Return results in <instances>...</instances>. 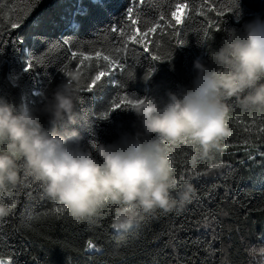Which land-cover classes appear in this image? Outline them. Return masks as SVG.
Segmentation results:
<instances>
[{"label": "trees", "instance_id": "trees-1", "mask_svg": "<svg viewBox=\"0 0 264 264\" xmlns=\"http://www.w3.org/2000/svg\"><path fill=\"white\" fill-rule=\"evenodd\" d=\"M12 2L23 7L31 0ZM190 2L200 5L201 0ZM237 2L239 17L226 12L224 17L219 18L222 30L214 33L213 38L206 42L213 48L219 46L223 30L229 27L239 28L250 14H264V0ZM220 3H226V0H214L215 7H219ZM127 6L128 0H39L19 28L11 29L6 21L2 22L0 96L17 103L22 98L25 103H37L39 95L35 93L51 91L57 83L70 78L60 71L63 64L68 63L65 59L70 56L66 52L68 46L49 51V45L72 39L91 40L96 47H100L103 41L100 30L116 22V18ZM144 14L152 18L153 9L145 6ZM207 15L217 19L215 12H208ZM14 18L13 16L12 19ZM73 24L76 25L75 28ZM205 26V17L193 13L185 29L188 43L174 51L170 62H156L154 71L147 80L143 75L153 62L150 56L142 54V49L136 46L141 52L140 63L137 64L135 59L128 61L135 71V78L129 81L126 76L120 77L126 82L125 91L138 98L149 95L160 98L166 90L177 91L180 86L187 85L192 76L193 60L197 57L207 58L204 47L197 42L198 33L202 35ZM157 36L159 33L153 34L151 39H156ZM20 38L23 39L22 44ZM160 43V53L164 54L169 47L175 45L176 39L165 34ZM34 56H44L46 66L33 61L34 67L24 73L23 67ZM78 63V60L72 61L70 70L79 73L83 78L81 83L90 82L91 76L95 75V60L85 61L79 69L76 67ZM14 74L19 75L16 85L9 80ZM117 74L119 75L118 70ZM100 83L104 87L95 96L81 91L84 97L81 112L96 123L94 130L97 138L109 143L116 139L118 131H131V123L135 117L131 111L121 108L111 112L108 119L99 120V114L107 108L109 100L115 95L107 77L102 78ZM256 113L244 111L233 103L229 116L246 117L250 122L251 116ZM70 127L76 128L88 139V133L79 123ZM229 130L234 132V136L224 138L220 148L209 158L200 159L195 164L190 159L188 163L199 170H204L205 165L211 167L213 163H225L231 165L233 171L217 170L213 175L189 182L195 190V196L183 210L149 216L139 226L127 232L116 234L112 231L114 211L109 214L107 208L92 221H78L69 214L65 219H35L38 214L52 207V200L43 195L38 182L34 183L35 180L24 177L23 183L0 193V205L6 206L3 201L10 192L18 198L11 214L0 217V259L7 260L11 257L15 264H264V255L261 254L264 249V239L261 238V233H264V211H259L264 209V183L258 182L264 172L260 166L262 158L255 155L254 160H248L246 146L237 139V135H242V129ZM225 139L231 145L228 149H223L222 142ZM171 148L181 156L185 150L190 151L183 144ZM179 170L177 168V173ZM184 184L182 182V186ZM195 197L200 198V203L195 202ZM208 213L215 214L218 220L215 230L219 238L214 242L212 229L203 227L202 216ZM29 217L34 219L29 221ZM198 220L201 221L199 226L196 225ZM181 224L185 226L184 230H179ZM173 226L176 231L171 236L168 233ZM89 240L96 243L102 251L86 252ZM208 242H212L211 253L205 250Z\"/></svg>", "mask_w": 264, "mask_h": 264}, {"label": "clouds", "instance_id": "clouds-1", "mask_svg": "<svg viewBox=\"0 0 264 264\" xmlns=\"http://www.w3.org/2000/svg\"><path fill=\"white\" fill-rule=\"evenodd\" d=\"M201 46L207 58L193 60L190 82L160 98L140 97L142 103L125 109L135 117L131 131H118L109 143L97 138L96 123L81 112L79 74L42 91L35 104L0 96V189L30 177L78 221L94 220L111 204L119 232L149 216L183 210L195 190L190 183L175 187L169 148L187 139L197 149L195 164L220 148L233 103L264 112V14L223 30L218 47ZM77 123L87 140L70 127ZM8 213L0 205V217Z\"/></svg>", "mask_w": 264, "mask_h": 264}, {"label": "snow or ice", "instance_id": "snow-or-ice-1", "mask_svg": "<svg viewBox=\"0 0 264 264\" xmlns=\"http://www.w3.org/2000/svg\"><path fill=\"white\" fill-rule=\"evenodd\" d=\"M39 0H31L30 3H25L23 7L17 3H13L12 0H0V29L3 28L4 21L10 25L11 29H17L25 23V19L36 7ZM145 6H149L153 9L152 18H148L144 14ZM207 9V12L205 11ZM208 12H215L216 18L213 19L207 15ZM231 13L237 18L240 15L239 5L237 0H226V3H220L219 7L214 6V0H201L200 5H194L190 0H128V6L124 12L116 18V22L108 25V27L101 29L103 34V41L100 47L95 46V42L91 40L76 41L72 39H64L62 42L57 41L49 45V51L61 49L62 46H68L66 52L70 53V56H66L65 59L68 63H64L60 68L61 72H64L68 77H74L78 72L70 70V63L74 60H78L79 63L76 67L79 69L81 65H84L85 61L95 60V75L91 76L90 82H83L79 85V90L86 91L93 96L104 87L102 78L107 77L110 84L115 90V95L111 97L108 102L107 108L102 111L98 119L106 120L111 112L117 109H127L129 107H135L142 103L139 98L133 99L134 95H130L125 91L126 82L122 80L121 76H126L127 80H133L135 78V71H133L132 65H129V59H135L139 64V56L141 52L138 51L136 46L142 49V54L148 55L151 58L152 64L144 72L143 78L149 79L154 71L156 62L171 61L174 51L177 48L183 47L188 43L186 39L187 21L192 19V14L197 16H204L206 20V26L202 29V35L198 33V43L204 44L208 40L213 38V34L222 30V21L219 18L225 16V13ZM15 17L12 19V17ZM170 17V18H169ZM174 21V23H173ZM39 21H37L38 23ZM184 26V27H181ZM75 28L76 25L73 24ZM170 30V31H169ZM159 33L156 39H151L153 34ZM165 34L169 38L175 37L176 43L174 46L169 47L164 53H160L162 47L160 41L164 38ZM3 43V41H0ZM20 43H23V39L20 38ZM87 46V47H86ZM152 46V47H150ZM123 49V54L119 57L114 56L115 50ZM153 48L155 50H153ZM75 49V50H73ZM0 52H3V48L0 47ZM35 64L45 65L44 56H34L29 59L26 66L23 67V72L28 73ZM103 61L104 63H100ZM52 63V61H48ZM117 70L119 75L117 74ZM80 76V75H79ZM19 79V75H12L9 77L11 84L16 85ZM83 78L80 76V80ZM71 83V80H69ZM41 92L35 93L39 95ZM228 128L242 129V135H237V139L241 140L246 146L245 153L248 160H254V156L261 157V168L264 169V112H257L251 116L250 122L246 117L241 116H228L226 121ZM234 136L233 131H229L225 138H231ZM223 149L231 147L227 139L223 142ZM183 144L190 151L185 150L183 155H179L178 151L169 148L168 160L169 166L173 171L175 180V187L178 189L183 183H189L194 180H198L202 177L215 174L217 170H227L232 172V166L225 163H213L211 167L205 165L204 170H199L196 166H189L188 161L192 158V153L197 151L191 142L184 139L178 142L176 145ZM179 156V159L177 158ZM243 163V161H241ZM177 168L179 172L177 173ZM28 177L25 176V179ZM259 183H264V172L258 180ZM34 183H37L34 181ZM31 186V185H29ZM7 191V189H0V193ZM211 194V190L209 195ZM31 196V194H29ZM195 196V195H194ZM41 200L44 199L41 195ZM6 203L9 213L15 208L18 198H15L10 192L8 197L3 201ZM192 202V201H191ZM195 202L200 203V198L195 197ZM109 209V214L114 211L111 204H106ZM264 211V209H259ZM179 214V213H178ZM68 216L67 208L56 202L52 201V207L46 212L38 214L35 219H65ZM34 219L29 217V221ZM203 227L212 229V241L214 242L219 238V234L215 230V225L218 223L215 214L208 213L202 216ZM201 221H196V225L199 226ZM114 229V226L111 225ZM185 226L181 224L179 230H184ZM176 229L175 226L169 231V235L174 236ZM261 238L264 239V233H261ZM186 243V242H185ZM212 242H208V247L205 249L211 253ZM86 252H100V249L96 243L92 240L87 242ZM261 254L264 255V249L261 250ZM0 264H15L13 258L9 257L7 260L0 259ZM155 264V262H154Z\"/></svg>", "mask_w": 264, "mask_h": 264}, {"label": "rangeland", "instance_id": "rangeland-1", "mask_svg": "<svg viewBox=\"0 0 264 264\" xmlns=\"http://www.w3.org/2000/svg\"><path fill=\"white\" fill-rule=\"evenodd\" d=\"M112 231H113L114 233H116V234L121 233V232H119L118 230L113 229V228H112Z\"/></svg>", "mask_w": 264, "mask_h": 264}]
</instances>
